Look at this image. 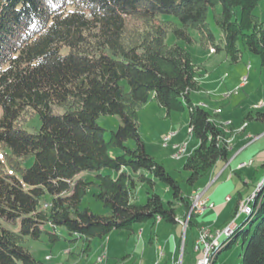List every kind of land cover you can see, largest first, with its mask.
<instances>
[{"label": "trees", "instance_id": "trees-1", "mask_svg": "<svg viewBox=\"0 0 264 264\" xmlns=\"http://www.w3.org/2000/svg\"><path fill=\"white\" fill-rule=\"evenodd\" d=\"M260 1L0 0V264H43L23 242L40 239L45 224L65 226L90 248L94 237L113 230L132 231L135 223L158 218L177 224L186 217L190 193L147 152L138 110L152 98L169 111L189 110L198 145L184 166L193 187L218 160L228 158L230 134L220 126L218 114L192 98L202 89V67L187 48L168 44V26L154 21L160 14L175 15L181 22L173 27L178 38L224 50L231 63L242 59V42L260 56L264 72V20L255 13ZM211 8L223 45L216 43L208 21ZM129 18L142 20L145 28L130 29ZM54 105L64 111L54 112ZM36 112L42 124L32 132L23 123ZM101 114L122 118L109 141L98 122ZM246 119L264 122V111L250 110ZM128 139L137 142L135 148L125 145ZM114 146L124 152L113 156ZM104 167L118 175L75 180L84 170ZM157 180L169 185L172 199L166 202L148 190L146 203L134 200L139 181L153 187ZM91 184L99 187L96 197L110 208L108 213L80 208ZM47 192L52 199L42 204ZM250 203L251 211L221 251L242 238V264H264V182ZM1 220L19 227L7 228ZM194 225L191 217L187 230ZM48 233L54 241L60 237Z\"/></svg>", "mask_w": 264, "mask_h": 264}, {"label": "rangeland", "instance_id": "rangeland-1", "mask_svg": "<svg viewBox=\"0 0 264 264\" xmlns=\"http://www.w3.org/2000/svg\"><path fill=\"white\" fill-rule=\"evenodd\" d=\"M221 9L220 4L216 6V11L220 12ZM214 12L215 9L211 8L208 21L216 37V43L223 45L222 33L215 22ZM255 13L261 20H264V0L259 2ZM154 22L155 24L161 22L167 25V43L170 45L179 44L187 48L192 54L194 62L202 67L201 75H199L202 89L194 91L192 98L195 101H200L209 111L218 114L220 126L230 134L229 142L231 143L232 136L236 135L239 132L238 130H243L247 122H253L246 119V115L250 110L264 111V72L260 56L246 50L243 43L240 42V46L244 49L243 57L239 62L231 63L227 60L228 55L224 50L211 54L209 53L210 48L212 51H215V49L210 45L200 41L190 44L178 38L173 31V27L181 26V22L175 15L160 14ZM128 27L140 30L145 28V23L142 20L129 18ZM191 32L193 36H198L197 30L192 29ZM247 56H250V58ZM248 67H250L249 72ZM244 76L248 77V85L243 87L240 86V81ZM53 110L54 112L64 111L58 105H54ZM170 112L171 116L167 115ZM98 122L105 129V139L109 141L112 131L117 130L122 124V118L118 114H101ZM189 122L190 113L188 109L169 111L162 108L154 98L143 104L138 110L139 131L147 152L162 163L167 171L180 182L184 192H188L190 195H199L208 187L205 196L209 197L218 209L208 208L202 215L191 216L197 222V225L185 231V227L190 220V217L187 216L190 207L186 217L182 219L183 224H171L161 221V218H158L157 221L138 222L134 224V233L128 230H113L104 237H94L90 248H88V242L84 237L78 234H70L65 226L54 227L50 224L44 225L45 231L40 239L27 237L23 245L43 264H196L199 259L198 251H201L200 248L202 247L197 248L194 239L198 241V236L201 233L200 229L205 227L212 231L220 230L223 218L227 215L230 218L235 210L238 193L241 192L245 196L251 187L255 185L252 178L255 176L258 167L260 169L258 178L263 177L264 166H262V162L254 160L256 161L255 164L251 165L250 162L256 158L255 155L258 152L259 145L260 147L264 146V138L258 144H252L248 149L243 150L241 154L234 156L232 180L226 179L227 174L230 172L227 169L210 187L207 184L202 187L203 191L199 189L192 190L194 187L187 183L189 172L185 169L184 163L198 145V140L191 132ZM261 123L256 122L254 125H261ZM41 124L42 120L36 112L27 118L23 126L29 131L36 132ZM246 132H252L254 136L262 131L255 132L250 126ZM240 137L241 141L239 143L237 140L233 143L230 157H233L241 145L240 142H243V135L240 134ZM125 145L135 148L137 142L134 139H128ZM123 152L122 147L114 146L110 148V153L113 156ZM28 162L27 165H30L32 159ZM98 173L111 174L114 177L118 175V171L104 167L99 171L84 170L75 180L83 177L96 182ZM149 176L153 177L152 174ZM245 178L249 181L248 184H246L245 181L247 180ZM263 182L264 180L260 183ZM260 183L252 195L239 204L240 212L249 213L251 211L250 207L249 212H246L245 208L248 206V200H253ZM196 185L198 184L196 183ZM148 190L160 194L166 202L173 197L171 188L164 181L157 180L153 187L148 182L139 181L134 193V200L140 204L146 203ZM98 192L99 187L96 184H91L88 192L80 202V208L88 207L97 214L108 213L110 208L96 197ZM227 195H230L233 200L226 202ZM51 199L52 195L47 192L42 198V204L49 203ZM220 210L222 211L221 219L217 221V211ZM178 212L179 215L183 214L184 207L182 205L178 206ZM244 216L245 214L242 219H244ZM233 220L228 224H232ZM1 223L7 228L17 229L19 227L18 222L1 220ZM228 224L226 225L229 226ZM226 225L224 228L227 227ZM236 227L237 224L231 227L230 236L234 234ZM140 230L143 231V235H138ZM48 231H56L60 236L59 239L52 240ZM223 239L226 238L222 237ZM222 240L221 242L224 243V240ZM185 244L186 249L184 250ZM220 251L221 248L215 252L211 264H242V238L229 248ZM103 255H105V263L99 261V258Z\"/></svg>", "mask_w": 264, "mask_h": 264}, {"label": "crops", "instance_id": "crops-1", "mask_svg": "<svg viewBox=\"0 0 264 264\" xmlns=\"http://www.w3.org/2000/svg\"><path fill=\"white\" fill-rule=\"evenodd\" d=\"M222 38H223V35H222ZM211 47V46H210ZM219 50H215V51H212L211 50V48H210V51H209V53H211V54H215V53H217ZM247 57H249L250 58V56H247ZM227 60H229V58L227 59ZM250 67H248L247 68V70H248V72H249V69ZM230 71H231V69H230ZM244 78H246V79H244ZM247 81H248V77L247 76H244L243 77V79L240 81V86H247L248 85V83H247ZM154 100H156V98H154ZM195 101V100H194ZM196 103H199V104H201V102L200 101H195ZM201 105H203V104H201ZM161 106V105H160ZM204 106V105H203ZM162 108H165V107H163L162 106ZM167 115H169V116H171V112L170 113H167ZM250 121H253V122H250V123H248L247 122V125H246V127L243 129V130H238L239 132L236 134V135H233L232 136V138H231V143H230V146H229V153H228V158L227 159H220V160H218L217 161V163L213 166V168L211 169V171L207 174V175H205L204 177H202L199 181H198V185H196L192 190H194V189H199V190H201V191H203L202 189V187L203 186H205V185H207V184H209L208 186L210 187L211 186V184L221 175V174H223V173H225L226 171H227V169H229L230 170V172L227 174V180H232V178H233V167H232V164H233V161H234V156H236L237 154H241L242 153V151L243 150H246V149H248L252 144L253 145H255V144H258L259 142H261L262 140H263V138H264V122H262V121H260V120H250ZM256 122H262L261 123V125H257V124H255L254 125V123H256ZM250 126H252V129H253V131H262V132H258L256 135H252V132H246V130H248V128L250 127ZM190 127V126H189ZM240 134H242L243 135V139H242V141L243 142H240L241 143V145H240V147L236 150V152H235V154L233 155V157H230V153H231V150L233 149V143L237 140L238 141V143H239V141H241V137H240ZM255 159H252L251 160V162H250V165L251 164H255V162L258 160V161H260V162H262V165L264 164V146H262V147H260V145H259V149H258V152H257V154L255 155ZM254 160H256V161H254ZM256 173H255V176H253V178H252V182L253 183H255V185L253 186V187H251V189H250V191L244 196L242 193H241V195L238 193V199H237V201H236V207L237 206H239V204L240 203H242V202H244V201H246L251 195H252V193L254 192V190H255V188L259 185V183L261 182V181H263L264 180V174H263V177L262 178H258V176H259V173H260V169H259V167L256 169V171H255ZM246 180H247V178H245ZM251 181V180H250ZM202 182H203V184H202ZM246 182V184H248V180L247 181H245ZM191 190V191H192ZM208 190V187H207V189H205L204 190V197H206L205 195H206V191ZM230 197V199L228 200L227 198H226V202H230V201H232L233 200V198L230 196V195H227L226 197ZM206 198H208L209 199V197H206ZM211 198V197H210ZM210 200V199H209ZM211 200H212V198H211ZM249 205H251V203H249ZM224 207V206H223ZM235 207V208H236ZM214 209L215 210H217L218 208H217V205L215 204V207H214ZM221 210L220 211H217V221H220V219H221ZM184 213V212H183ZM245 214V212H240L239 210H238V212L235 214V210L233 211V213L231 214V217L230 218H228V215L227 216H225L224 218H223V220H222V223L220 224L221 226H222V228H224V226L226 225V224H228L231 220H233L232 222L234 223H236L237 225L238 224H240L244 219H242V217H243V215ZM183 214H180L179 216H182ZM202 215V214H201ZM183 219V218H182ZM241 219V220H240ZM240 220V221H239ZM161 221H163V220H161ZM178 223H181V224H183L182 223V221H180V222H178ZM229 225V224H228ZM227 226V225H226ZM221 228V229H222ZM220 229V230H221ZM134 231H135V228L133 227V230L132 231H130L131 233L133 232L134 233ZM138 235H143V231L142 230H140L139 231V233H138ZM224 240V239H223ZM222 240V241H223ZM194 242H195V244H196V246H197V248H199L198 247V245H197V242H196V240L194 239ZM104 257H105V255H103V256H101L100 258H99V260H100V262H102V263H105V260H104ZM105 264H107V263H105Z\"/></svg>", "mask_w": 264, "mask_h": 264}, {"label": "built area", "instance_id": "built-area-1", "mask_svg": "<svg viewBox=\"0 0 264 264\" xmlns=\"http://www.w3.org/2000/svg\"><path fill=\"white\" fill-rule=\"evenodd\" d=\"M246 79V78H244ZM262 183H260L261 185ZM204 192H201L199 195H190L191 198V209L188 213V217L193 215H201L204 213V211L208 208H214L215 203L211 202L208 198L203 196ZM227 199L229 200L230 197L228 196ZM251 202V199L248 200V207H250L249 203ZM232 226H236V223H232L228 226V231ZM188 226L185 227V231L187 230ZM201 237L203 242V251H198V257H199V264H205L206 260V253L209 250V247L211 245H217L223 236H227V233H220V230L212 231L209 228H201ZM101 259V258H100ZM100 261V260H99Z\"/></svg>", "mask_w": 264, "mask_h": 264}, {"label": "bare ground", "instance_id": "bare-ground-1", "mask_svg": "<svg viewBox=\"0 0 264 264\" xmlns=\"http://www.w3.org/2000/svg\"><path fill=\"white\" fill-rule=\"evenodd\" d=\"M193 194H194V193H193ZM245 211H246V212H247V211L249 212V211H250V208L247 206V207L245 208ZM227 232H228V235H227V236H223L224 238L230 237V233L232 232V229L230 228L229 231H228V226H227L226 228L220 230V233H227ZM221 240H222V239H221ZM221 240H220V242H219L217 245H211V246L209 247V250H208L207 253H206L205 264H211V259H212L213 256L215 255V252H216L217 250H219V248H222L223 243L221 242ZM196 242H197V245H198L199 248H200V246L202 247V248H200V250L203 251V242H202L201 233H200V235L198 236V241H196ZM196 264H199V259H198V261H197Z\"/></svg>", "mask_w": 264, "mask_h": 264}]
</instances>
